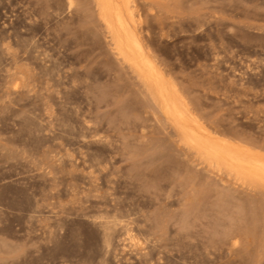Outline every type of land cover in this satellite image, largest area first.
Listing matches in <instances>:
<instances>
[{
  "label": "rangeland",
  "instance_id": "1",
  "mask_svg": "<svg viewBox=\"0 0 264 264\" xmlns=\"http://www.w3.org/2000/svg\"><path fill=\"white\" fill-rule=\"evenodd\" d=\"M132 3L192 115L264 153V0ZM96 9L0 0V264H264V186L177 145Z\"/></svg>",
  "mask_w": 264,
  "mask_h": 264
},
{
  "label": "bare ground",
  "instance_id": "2",
  "mask_svg": "<svg viewBox=\"0 0 264 264\" xmlns=\"http://www.w3.org/2000/svg\"><path fill=\"white\" fill-rule=\"evenodd\" d=\"M94 2L105 31L107 29L106 34L110 35L115 54L136 73L150 99L159 106L166 120L171 123L175 131L174 135L178 137L177 145L183 146L192 154L190 157L194 156L198 160L197 163L203 162L209 170L224 173L234 180L253 186H264V153L253 151L225 138L215 130L209 129L210 127L207 128L206 123L203 125V122L202 124L192 115L182 99L183 96L166 82L161 70L145 48L143 36L138 29L141 15L135 11V3L133 4L132 0H94ZM185 99L187 101V98ZM111 208L113 211H119L117 206ZM96 225L101 230L106 247L109 246V239L115 228L120 227L125 233L129 227L123 224L122 218L114 212L98 220Z\"/></svg>",
  "mask_w": 264,
  "mask_h": 264
}]
</instances>
